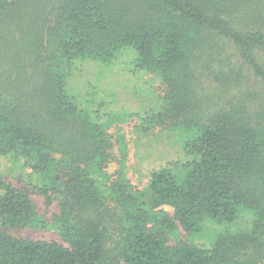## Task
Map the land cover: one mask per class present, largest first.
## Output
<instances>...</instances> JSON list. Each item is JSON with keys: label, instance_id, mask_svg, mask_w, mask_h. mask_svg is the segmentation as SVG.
I'll list each match as a JSON object with an SVG mask.
<instances>
[{"label": "trees", "instance_id": "trees-1", "mask_svg": "<svg viewBox=\"0 0 264 264\" xmlns=\"http://www.w3.org/2000/svg\"><path fill=\"white\" fill-rule=\"evenodd\" d=\"M123 51L161 101L127 123L175 155L143 189L120 136L107 172L124 117L78 97L96 94L87 65ZM0 158L57 202L50 221L0 177V264H264V0H0ZM205 220L236 229L169 241ZM25 228L66 245L11 234Z\"/></svg>", "mask_w": 264, "mask_h": 264}, {"label": "rangeland", "instance_id": "rangeland-1", "mask_svg": "<svg viewBox=\"0 0 264 264\" xmlns=\"http://www.w3.org/2000/svg\"><path fill=\"white\" fill-rule=\"evenodd\" d=\"M123 53L124 51L112 65H102L100 63L87 65L88 67L84 69L78 78L93 83L96 94L91 86H87L89 90L84 95L81 94L78 97L84 103L106 102L111 112L119 113L124 117L113 125L116 128L112 126L109 130L112 135L111 152L113 159L108 164L107 172L113 175L119 167L118 160L121 159V147L117 139L120 136V138L122 137L120 141L123 142L125 147L127 178L135 188L143 189L148 180V172H150L147 169L159 167L163 162L172 159L175 155L171 147L166 144H154L144 139L140 140L138 137L142 136L139 133L133 132L128 125V113L133 111L146 112L148 109L152 111L156 110L159 108L161 101L158 98L157 91L154 89V85L146 78L147 75L141 71L134 72L131 70L134 68L133 57L131 58L128 53ZM114 65L122 66L124 72L115 69ZM94 109L98 111V108ZM117 131L119 132L118 135ZM148 143L149 145H147ZM178 151L180 152V148ZM179 156L181 158L182 152ZM10 171L7 170V162L3 158H0V177L6 178L18 188L29 189L30 197L35 203L38 213L51 221L53 214L57 212L56 200L48 202L49 200L46 197L32 191L29 186L19 181L13 174H10ZM162 209L170 214L172 213V209L168 206H163ZM202 226L203 231L196 235H188L178 228L174 236H169V241L175 242L174 238L176 237L182 241L192 240L197 244L209 246L216 233L236 229V225L234 224H217L209 220H205ZM11 234L25 239L55 240L66 245L53 229L25 228L13 231Z\"/></svg>", "mask_w": 264, "mask_h": 264}]
</instances>
